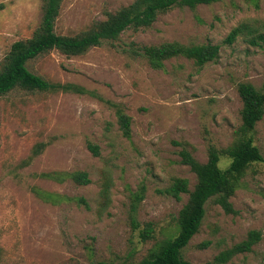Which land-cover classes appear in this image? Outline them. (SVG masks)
Masks as SVG:
<instances>
[{
  "label": "rangeland",
  "instance_id": "1",
  "mask_svg": "<svg viewBox=\"0 0 264 264\" xmlns=\"http://www.w3.org/2000/svg\"><path fill=\"white\" fill-rule=\"evenodd\" d=\"M133 1L63 0L55 31L79 34ZM42 4L0 0V63L13 42L39 26ZM241 24L246 30L225 42ZM173 41L216 44L218 56L202 66L177 56L153 69L131 52ZM27 67L84 92L15 88L0 96V264L136 263L178 232L188 194L177 199L167 189L175 178H185L190 190L196 183L179 151L205 162L208 145H230L241 124L238 84L264 88V0L174 7L148 28L126 29L80 55L52 50ZM118 109L130 117L129 136ZM253 139L264 156V114ZM228 162L221 156L219 166ZM72 171L86 172L90 182L63 174ZM230 202L234 212L227 213L207 201L181 252L189 264H264V163L246 169ZM250 231L259 238L249 251L216 261Z\"/></svg>",
  "mask_w": 264,
  "mask_h": 264
},
{
  "label": "trees",
  "instance_id": "2",
  "mask_svg": "<svg viewBox=\"0 0 264 264\" xmlns=\"http://www.w3.org/2000/svg\"><path fill=\"white\" fill-rule=\"evenodd\" d=\"M216 1L219 0H134L127 6L107 13L105 20L96 22L88 30L70 36L58 34L55 31L63 0H43L39 26L31 37L13 42L0 63V96L15 88L83 93L84 90L76 85L52 83L45 80L31 72L27 63L52 50H57L67 56L80 55L89 48L102 44L103 41L117 40L126 29L139 30L150 27L159 14L174 7L193 9L197 5L211 4ZM244 30H246L244 24L234 27L227 35L225 42L232 43ZM131 52L144 57L153 69H161L165 60L177 56H184L196 65L202 66L217 58L219 46L209 43L185 45L173 41L158 45H144L131 49ZM237 92L242 107L240 110L241 124L236 131L235 140L221 149L212 144L208 145L205 162L196 160L184 147L179 151L181 163L187 165L194 173L196 183L190 190L185 178H175L167 189V192L177 199L180 198L181 193L188 194V199L178 214L177 234L172 238L162 240L139 262L128 264H189L181 257V252L192 236L198 232L205 216L207 201L213 199L225 212H234L230 198L240 178L253 163H264V156L254 144L253 139L256 123L264 114V88L258 89L251 83L241 82L237 86ZM116 119L122 134L129 136L130 117L118 109ZM88 147L94 155L99 154L97 145L90 143ZM221 156L229 160L225 168L219 166ZM63 174L71 177L77 184L86 185L90 182L88 174L84 171ZM47 176L58 177L59 174L48 173ZM148 234L149 229H145L142 235L146 237ZM258 238V232L250 231L247 239L221 252L215 257L216 261L223 263L235 253L249 251ZM97 264L107 263L101 261Z\"/></svg>",
  "mask_w": 264,
  "mask_h": 264
}]
</instances>
